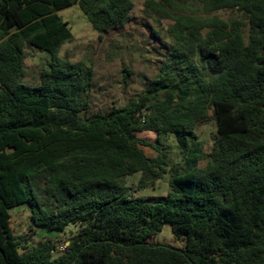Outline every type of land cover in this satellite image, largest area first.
<instances>
[{"label": "trees", "instance_id": "1", "mask_svg": "<svg viewBox=\"0 0 264 264\" xmlns=\"http://www.w3.org/2000/svg\"><path fill=\"white\" fill-rule=\"evenodd\" d=\"M76 4L99 38L135 6L0 0V264H264V0H147L172 18L167 58L138 97L95 114L93 67L58 55L73 38L59 12ZM28 49L51 56L36 86L21 81ZM208 119L210 151L196 135ZM169 136L181 156L172 166ZM135 173L137 189L170 174L162 203L133 195ZM20 206L32 231L80 229L63 252L50 238L31 244L12 225ZM167 223L185 249L147 241Z\"/></svg>", "mask_w": 264, "mask_h": 264}, {"label": "rangeland", "instance_id": "2", "mask_svg": "<svg viewBox=\"0 0 264 264\" xmlns=\"http://www.w3.org/2000/svg\"><path fill=\"white\" fill-rule=\"evenodd\" d=\"M132 1L135 6L128 23L105 33L102 38H99V34L94 31L77 4L59 12L69 23L73 38L63 46L58 55L73 62H84L94 69V86L90 93V107L87 114L107 113L113 108L125 105L129 99L138 97L167 58V47L172 42L167 34V28L173 23L172 18L165 13L166 16L150 14L145 8L147 0ZM215 14L226 20L238 16L231 11H220ZM50 59L51 56L46 52L28 49L25 75L21 81L32 86L38 85L40 73L47 67ZM215 133L216 127L212 119L202 123L196 130V135L204 144L206 151L212 149V138ZM137 136L147 143H155L157 138L156 134L150 131L139 132ZM161 148L168 153L171 166L181 162L174 136L164 140ZM142 149L151 158H156L158 155V151L150 146H143ZM140 178L141 173L126 178V185L132 187L133 195L151 202L162 203L171 190L170 174H166L154 186L137 189ZM12 216V225L17 234L27 237L31 244H36L45 238L53 239L57 244L58 252L59 247L67 245L80 229L79 224H71L63 232L43 228L32 231L28 206L13 209ZM147 241L178 249L186 247V236L176 237L173 226L169 223L164 224L161 231L149 237Z\"/></svg>", "mask_w": 264, "mask_h": 264}, {"label": "built area", "instance_id": "3", "mask_svg": "<svg viewBox=\"0 0 264 264\" xmlns=\"http://www.w3.org/2000/svg\"><path fill=\"white\" fill-rule=\"evenodd\" d=\"M68 244L62 245L60 248V252H63L67 248Z\"/></svg>", "mask_w": 264, "mask_h": 264}]
</instances>
